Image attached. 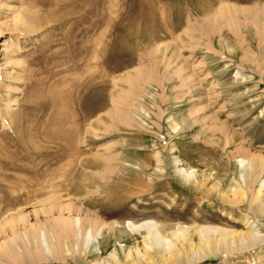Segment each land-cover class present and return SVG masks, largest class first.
<instances>
[{
  "label": "rangeland",
  "instance_id": "obj_1",
  "mask_svg": "<svg viewBox=\"0 0 264 264\" xmlns=\"http://www.w3.org/2000/svg\"><path fill=\"white\" fill-rule=\"evenodd\" d=\"M263 181L264 0H0L5 264H264V240L196 259L128 224L264 235Z\"/></svg>",
  "mask_w": 264,
  "mask_h": 264
},
{
  "label": "bare ground",
  "instance_id": "obj_2",
  "mask_svg": "<svg viewBox=\"0 0 264 264\" xmlns=\"http://www.w3.org/2000/svg\"><path fill=\"white\" fill-rule=\"evenodd\" d=\"M233 9H234V7H233ZM233 12H235V11H233ZM243 161H244L243 159H240V162L241 163H244ZM248 161L246 163H248ZM257 161H259V160H257ZM258 167H260V166L258 165L257 168ZM260 169H259V171H260ZM191 172L190 171L187 172L186 169H181L179 171L180 174L185 175V176L187 175L188 176V179H189V177L191 178V177L194 176V175L191 176L194 173L193 171H191ZM263 184H264V181L261 182V185H263ZM254 199L255 200L258 199V194H255L254 195ZM259 208H260L261 211H263L264 210V205L261 204L259 206ZM77 219L78 218L76 217L73 220L72 223L73 224H76ZM246 222L250 225V227H252L251 230H249L248 232H243V233H238V234L235 233V234L230 235V236H225L224 233H226V232L218 231L217 230L219 232V234H220V236L218 238L214 237L215 235L212 236L210 234V232L215 233L216 230H212V229L205 228V227H202L199 230L198 229H195L198 232V234H197V236H198V244H197L196 247L193 246L195 241H194L193 236H190L193 233H190V235H189V229H188V227H186V228H182L181 227V228H177L176 229L177 231L173 234L176 241L173 243L172 240L163 238L159 234V232L157 231L155 224L152 223V222L145 221V222L138 223V224H133L132 222H129L128 224H129L130 227H132V229L144 228L147 231V237L146 238H148V240L150 242V246L149 247H151V245H152L154 247L160 248V247L166 245V246H168V250H172V248L173 249H176L177 241H180L181 245L186 244L187 246H189V250L187 252H190V254L197 255L196 256V259H197L198 256L200 258V256H202L203 253L206 252V250H204V248L213 251L212 250L213 248L214 249H217V248H220V247H226V248H228L230 246V243L232 245H234V246H236V245H242V247H244V246L250 247L252 245L259 244L261 241H263L264 240V235H258L257 234V230L258 229H255V226L256 225H252L253 221H249V219L247 218L246 219ZM50 223H52V222L50 221ZM42 225L41 226H37V227L34 226L31 231L28 230L29 232L27 231V233L26 232L24 233V237H25V239L27 241V243L26 242L25 243L29 247L37 246L38 244L41 243L43 249H45L47 252H50L48 250V249H50L49 248L50 247V244H49V241L47 240L46 234H47V232H50L51 230L50 231L49 230L47 231V229H46L47 227H45L44 225L42 226ZM50 225H52L50 227H52L55 230L54 233H55V235L57 237V240L58 239H62L64 237L67 238V236L68 237H73L74 236V232L78 235V232L79 231L81 232V226H82L81 225V221H80V224L78 226L77 225L72 226V224L70 222V219H68V218H58V219H55L54 222H53V224H50ZM32 226H33V224H32ZM46 226H47V224H46ZM194 233H196V232L194 231ZM50 235L53 236V234H51V233H50ZM94 236H95V234H94ZM85 237L87 238V240H88V238L89 239L90 238H93V234H91V230H87L85 232L84 238ZM187 239H190V240L192 239L193 241H191V243L187 244V242H186ZM23 240H24V238H23ZM92 241H93V239H92ZM201 251L203 252L202 254H200ZM176 253L179 254L180 251L178 249H176L175 255H176ZM0 256H1V254H0ZM0 259L2 261H5L6 259L7 260H11L13 258H0ZM176 259L177 258H170V257H168V258H165V262H167V261H174ZM162 260H164V258ZM152 262H153V260H151V263L147 262L145 264H152ZM3 263L5 264L6 261L5 262H2V264Z\"/></svg>",
  "mask_w": 264,
  "mask_h": 264
}]
</instances>
